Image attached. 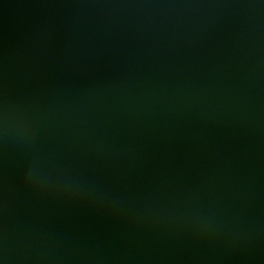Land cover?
I'll use <instances>...</instances> for the list:
<instances>
[{
    "label": "water",
    "instance_id": "1",
    "mask_svg": "<svg viewBox=\"0 0 264 264\" xmlns=\"http://www.w3.org/2000/svg\"><path fill=\"white\" fill-rule=\"evenodd\" d=\"M0 264H264V0H0Z\"/></svg>",
    "mask_w": 264,
    "mask_h": 264
}]
</instances>
